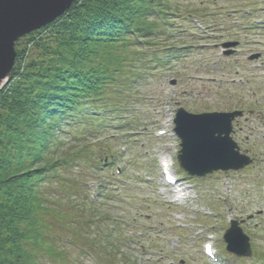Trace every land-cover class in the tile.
I'll list each match as a JSON object with an SVG mask.
<instances>
[{
	"label": "trees",
	"instance_id": "obj_1",
	"mask_svg": "<svg viewBox=\"0 0 264 264\" xmlns=\"http://www.w3.org/2000/svg\"><path fill=\"white\" fill-rule=\"evenodd\" d=\"M172 8L171 0H75L16 42L15 66L0 88V264H80L63 236L93 222L82 217L69 172L99 154L84 144L60 157L58 132L72 125L82 139L96 127L128 125L135 86L152 78L163 48L167 60L178 52Z\"/></svg>",
	"mask_w": 264,
	"mask_h": 264
},
{
	"label": "rangeland",
	"instance_id": "obj_2",
	"mask_svg": "<svg viewBox=\"0 0 264 264\" xmlns=\"http://www.w3.org/2000/svg\"><path fill=\"white\" fill-rule=\"evenodd\" d=\"M249 1L251 0H214V7L211 5V1L209 3L207 0H171V4H173L172 15L168 16L173 21V27H175V29L172 28L173 34H178L180 30L186 27L192 35L193 33L197 34L194 40L200 42L202 40L198 36L200 30H197L196 27L202 29L205 25L203 21L209 23V19L203 18V9L216 10L213 13L218 16L214 21L217 28H214L213 23H207L210 27L203 29L202 32H207L205 35L208 38L211 36L208 41H216L218 37H224L223 35L225 37L229 35L231 39L240 40L241 45L236 56L239 63L233 65L228 62L229 65L226 68L222 67V64L221 66L219 64L218 66L214 65L213 71L210 62L217 60V50L205 48L202 51H190L185 57L175 60L172 70H166L163 76L157 74L152 78L141 79L139 84L135 86V88L138 87L135 91L136 93L139 92V96L134 95L132 96L133 99L130 100L133 109L127 113L129 115L127 118L128 125H125L124 128L139 129L145 126L144 129L140 130V134H132L135 136L134 139V136L119 137L112 142L106 141L103 143L105 145H101L106 147L109 146L107 144H110V152H118L119 147L125 145L126 151L122 157H119L118 162L125 168L124 178L127 177L130 180H127L126 183L117 181V178L112 176L113 168L106 169L105 173L102 174L100 167L98 168L100 172L99 170L97 172V169L91 170L96 162L84 171L89 180L99 184L103 181L107 184L110 183L108 188H111V196L116 199L104 201L100 206L102 213L109 211L112 216L127 217L131 222L136 217L133 222L135 226L133 225L125 230V233H121V239L124 242L117 244L119 248L121 247L119 250L123 254L130 255L138 264H180V260H184L185 264H206V261L207 264H211L202 249V243L208 239V235L213 234L215 246L220 247L222 246L220 243L222 234L227 228L230 218L245 219L249 214L255 213L256 216L253 221L243 224V228L259 252H257L259 256H256L255 262L258 261L260 264V258L264 259V212L260 214V211H264V139L262 137L264 122L259 120H250L247 123L240 122L237 124L238 128L235 135V139L238 142L241 141V145L245 148H254L258 154V163L242 172L219 174L215 183L212 181L215 176L207 180H200V185L206 189L205 195L189 206L187 212H183L177 207L167 208L166 203L168 201L162 195L159 196L158 190L154 188L156 181H153L154 184H141L142 176L145 177L148 171H153L157 175V171H159L156 164L157 159L165 156L173 158L177 165L176 154L180 148V139L172 135L173 122L167 121L174 117L178 104L186 106L193 112L225 110L239 104L248 106L254 101V97L248 88L241 84L230 83V78L242 74H247L251 82L255 83L254 88H257L259 93H264V50H262L263 44L257 42L258 40L264 42V24L253 23L256 20L254 18H264V0H257L258 6L260 5L259 8L262 9L252 12L250 18L245 17L243 13L241 14V11H230L231 8L241 5L237 8L250 12L248 11L249 6H245L250 3ZM218 8L220 9L218 10ZM189 12H195L198 17L195 20L190 18L187 20ZM206 12L209 13L210 11ZM221 13L228 14V16ZM41 28L32 30L29 34ZM212 28L215 31H211ZM258 51L262 53V58L259 60L261 67L255 69L252 62L248 60V55ZM213 76L216 81L211 82L209 78ZM173 77L178 79L176 86L169 83ZM2 81L4 83L8 81V77ZM155 95L156 98L150 99ZM263 101L264 99L261 100V102ZM160 121L167 123L164 127L169 131V134L156 139L152 133L158 128L157 124ZM240 126H243L242 131L239 129ZM96 128L92 134L82 139L73 138V134H77L75 126L66 125L64 130H59V156H65L72 148L81 151L82 145L94 140L97 135L106 136L109 132L124 130L117 127H101L98 131ZM245 135L250 136L248 142L244 139ZM76 169L75 167L73 170ZM225 179L230 180L231 184L235 185L234 188L224 189L227 194H230L231 190L230 195L223 193L222 182ZM108 180L110 181L108 182ZM50 183L53 194L57 184L53 181ZM91 189L95 190V186ZM112 201L117 203L114 210L109 208ZM209 206L219 208L218 210H223L222 207H226L225 211H220L224 219L223 224L207 227L204 222L203 225H198L201 222L195 221L197 217L195 212L205 213L207 212L205 208ZM217 216L218 213H215L214 218ZM198 219L200 220V218ZM178 221L187 223L189 228L177 227ZM107 225L113 234L121 230L117 228V221L114 219L109 220ZM134 227L137 229V233H134ZM176 228L182 232L177 231ZM101 229L103 230L102 227ZM138 232H143L145 241L131 243L133 238L130 236L139 237ZM71 233L72 231H69L64 234L65 240L70 237L69 234ZM145 249L146 251H144ZM103 251L106 252V249L104 248ZM143 252L145 255L142 254ZM105 256L108 261L100 255L96 263L95 259L86 255L83 256V259L85 264H109L108 262L114 259L112 254H105ZM225 259L229 264H258L253 262V257L239 260L231 254Z\"/></svg>",
	"mask_w": 264,
	"mask_h": 264
},
{
	"label": "water",
	"instance_id": "obj_3",
	"mask_svg": "<svg viewBox=\"0 0 264 264\" xmlns=\"http://www.w3.org/2000/svg\"><path fill=\"white\" fill-rule=\"evenodd\" d=\"M74 0H0V83L15 63V41L62 15ZM233 114H190L180 110L176 131L182 138L181 165L191 174L205 175L215 169L240 168L251 159L236 150L230 136ZM238 254H251L249 238L233 223L227 236Z\"/></svg>",
	"mask_w": 264,
	"mask_h": 264
}]
</instances>
